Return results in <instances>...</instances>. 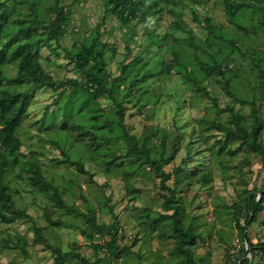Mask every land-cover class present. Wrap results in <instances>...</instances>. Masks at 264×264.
<instances>
[{
  "label": "rangeland",
  "instance_id": "374dc122",
  "mask_svg": "<svg viewBox=\"0 0 264 264\" xmlns=\"http://www.w3.org/2000/svg\"><path fill=\"white\" fill-rule=\"evenodd\" d=\"M18 1L10 0L8 3L9 7H13L11 21L22 16L32 19L30 1ZM34 1L37 4L35 9L40 11L39 16L40 13L46 19L54 16L51 12L52 0ZM105 1L60 0L67 14L65 34L57 45L53 41L40 44L41 65L56 84L68 79L85 81V77L74 70L67 52L77 51L82 42L94 33L96 26H99L100 41L108 45L105 61L111 76L119 75L121 64L141 59L114 95L115 102H121L125 109L124 125L137 138H143L154 128L158 137L161 130H165L169 137L180 134L177 136V152L173 160L163 166V170L170 176L165 185L175 190V200L185 210L183 227L191 224L195 233L200 235L195 259L198 264H233L242 244L233 213L240 206L237 218L245 216L241 201L246 192L264 188V124L259 141L262 153H254L238 143L232 146L223 144V134L208 130L207 122L226 124L231 121L230 115L215 109L194 87H188L182 75L175 70L167 71L166 66L173 62L172 52H177L183 64L192 66L189 71L200 78L204 71L198 62L207 61V56L215 55L225 67L223 80L229 82L234 98L253 101L264 117V89L259 87L257 72L252 69L249 59L253 52L261 53L264 65V26L261 25L264 21V0L261 3L232 0L250 5L234 18L228 16L221 0H199V4H194L192 0H148V6L155 8L145 21H132L126 28L120 26L115 17H106ZM188 5L195 6L201 23L193 20ZM205 17L209 18V26L219 36L236 42L235 46L242 55L224 42L210 37L203 22ZM186 30L192 32V38ZM39 34L45 38L47 32L39 30ZM48 45L56 51H50ZM1 71L5 78H13L17 68L9 64ZM146 71L155 75L146 83L149 88L142 86L139 89L133 84L130 88L133 80H140ZM223 80L210 75L203 85L216 98L220 109L233 106L248 117L249 106L235 103L228 97L223 90ZM6 87L13 92L23 91L32 95L27 117L18 130L22 144L19 159L38 164L45 180L65 202V210L71 211H61L45 193L32 189L25 172L22 173L25 181L16 178L17 169L9 173L4 183L10 188L14 206L24 210L32 222L27 219H19L12 224L0 222V264H55L49 250L32 244L33 223L42 230L49 244L63 252H78L91 262L98 258L100 264H186L180 261L183 258L175 256L174 240L167 237L171 233L170 225L158 223L156 230L152 228V218L164 214L162 196L168 197L170 193L162 189L152 169L141 164L143 160L135 162L133 157L124 159L126 147L119 137L112 134L111 142L104 143L118 156L115 164L107 170L101 163V159L106 157L97 153L93 157L89 144L85 139L81 140L75 130L66 135L68 142H73L75 149H80V155L72 149L66 158L53 144L55 140L61 144V123L69 125L72 122L75 125L74 122H78L86 126L92 115L112 114L114 102L102 94L94 99L82 91L69 89V86L35 89L28 85L15 88L6 83ZM151 143L157 147L159 139L155 137ZM229 147L233 155L227 152ZM169 148L167 140L166 151ZM8 159L12 161L13 157L8 156ZM72 161H78L85 173L72 166ZM203 174H207L211 181L204 183L200 178ZM176 176L183 178L177 187ZM90 211L94 212L99 225L110 226L114 221L118 222L117 248H129V254L124 253L120 259H115L109 253L90 247L80 233L85 228V221L77 216L89 215ZM147 211L151 214L150 219H146ZM47 218L60 224L49 225ZM239 224L244 225V219ZM246 234L253 245L264 242V206ZM15 236L24 238L26 245L18 246ZM95 238V242H102V238ZM103 240L108 241L109 238ZM246 247V258L251 264H263L260 253L250 252ZM65 264L79 263L71 260Z\"/></svg>",
  "mask_w": 264,
  "mask_h": 264
},
{
  "label": "trees",
  "instance_id": "16d2710c",
  "mask_svg": "<svg viewBox=\"0 0 264 264\" xmlns=\"http://www.w3.org/2000/svg\"><path fill=\"white\" fill-rule=\"evenodd\" d=\"M10 0H0V222L3 224H12L19 219H27L32 222V219L24 210L15 208L12 195L10 194V188L4 183L7 175L18 170L16 178L20 181H25L22 177V173L25 172L29 176L28 185L32 189H37L38 192H43L50 199V202L58 207L61 211L66 212L64 207V201L59 197L56 189L51 186L45 177L42 175L41 168L38 164L32 161L23 162L19 159L20 148L22 146L18 137V130L22 126L23 121L27 117V110L32 98L31 94L27 92L19 91L13 92L6 87V83L12 87L20 88L24 85H28L31 88L41 89L44 87L56 88L57 85L69 86V89L79 90L83 93L90 95L92 98H97L98 94L107 96V98L114 102L115 108L112 114L97 113L90 117V121L86 126L79 125L78 122H72L69 125L66 123L60 124V142L53 141L60 149L64 157L68 158L72 149L78 155L80 149H75L74 144L68 142L66 133H73L71 130L78 132V137L81 140L86 141L89 144L90 154L94 157L95 154L103 155L106 157L101 159V163L104 164L105 170L110 169L118 160V156H115V151L109 147H105L104 143L111 142L110 135H115L119 140L124 142L125 154L124 159L133 157L135 162L142 161V165H148L155 173L156 178L160 180V184L163 190L170 193L168 197L164 198L163 212L164 214H158L155 218H152V228L157 229L158 223H164L169 226L171 233L167 235L168 238L174 240L175 256L177 258H183L180 261H185L186 264H198L195 257V248L197 241L200 239V235L195 233L194 226L188 224L184 228L182 218L185 216V210L182 204L175 200L176 192L165 185L170 179L169 174L163 170L164 165H168L174 158L177 152V136H168L165 130L160 131L158 137L157 129H153L148 135L143 138H137L135 135L130 134L124 125L125 109L121 102H115L114 95L119 91L120 87L129 78L130 74L134 71L136 64L140 62V58H135L128 64H121L119 68V75L116 77L111 76L107 71V64L105 61L106 52L108 51V45L100 41L99 26H96L94 33L89 36L87 40L82 42L79 49L71 54L67 55L70 58V62L73 64L74 70L85 77V81L81 79H68L59 84L54 83L52 78L44 71L41 65L40 44L44 42H54L57 45L61 37L65 34V27L67 24V14L65 9L60 5V0H52L51 12L54 14L51 18H45L42 13L39 14V10L35 9L37 6L34 0L30 1V9L32 19L22 16L17 18L16 21H11V15L13 7H9ZM194 4H199V0H192ZM225 6L228 16L234 18L243 9L248 8L250 5L245 2H233L232 0H221ZM254 3H261V0H252ZM18 3H28V0H19ZM148 0H106L104 3V12L106 17L111 15L119 21V25L126 28L132 21L144 22L148 14L155 8L154 6H148ZM188 9L192 13L193 20L197 23H201L198 20V13L195 6L188 5ZM205 23L208 34L216 41H222L226 45L232 47L237 54L242 55L235 41L226 36H219L218 32L214 30L210 24L208 17L203 20ZM264 26V21H262ZM39 30L47 32L45 38L39 34ZM187 31V30H186ZM187 35L192 38V32L187 31ZM35 37V38H34ZM211 40V39H210ZM191 45H193L191 43ZM50 51L55 52V48H51L48 45ZM198 47V45H193ZM204 52V50H203ZM173 62L166 66L167 71L175 70L178 75H182V78L192 89L202 94L210 104L223 113H228L231 117V121L226 124L219 122H207L209 123L208 130H214L222 133L224 137L223 144L227 146L245 145L254 153H262L263 150L260 147L261 132L264 124V117L256 107L255 103L241 101L235 99L229 90V82L223 80L225 67L217 61L215 55L207 56V61H200L198 65L204 71V74L200 78L195 77L191 71L192 66H186L179 58L177 52H172ZM250 64L252 69L257 72V78L259 79V87L264 89V65L262 64V54L253 52L250 57ZM13 64L17 68L16 75L13 78H5L2 73V68L6 65ZM227 66V65H225ZM210 75H215L223 80V90L226 95L233 99L235 103L242 105H248L250 108V114L248 117L243 116L238 110H235L233 106H227L220 109L217 100L213 97L206 85L203 82ZM113 77V78H111ZM154 73L146 71L142 74L140 80L134 79L129 85L132 84L135 87L146 86L149 79L154 78ZM130 92V90L128 91ZM77 113H80L78 111ZM250 119L249 123L247 120ZM159 139V144L156 147L151 143L153 138ZM169 140L170 148L165 149L166 141ZM227 152L233 155L231 148ZM8 156L13 157L10 161ZM122 159V158H119ZM72 166H76L80 173L83 172L82 165L78 161H72ZM119 166V165H117ZM126 173V172H124ZM180 175V174H178ZM204 183H208L210 178L207 174H203L201 177ZM176 187L183 181V178L176 176ZM51 192V193H50ZM257 192H263L257 199ZM247 195L242 199V208L244 209L245 216L237 218L239 209L236 208L233 213L234 221L236 220V229H238V237L242 244L238 252L239 256L234 260L233 264H238L241 258L246 254V246H248L250 252L260 253L264 264V242H259L255 245L251 244L246 231L247 228L256 222L258 215L262 212L264 206V188L258 191L246 192ZM235 207V206H234ZM71 210H68L69 212ZM170 212V214H168ZM89 215H91L89 217ZM89 215L81 214L77 215L85 221V228L80 233L89 242L90 247L98 252L109 253L115 259H120L121 255L128 253L129 248L119 249L117 248L116 235L118 232V222L114 221L110 226L99 225L96 221V217L93 211L89 212ZM151 214L149 211L146 213V219H150ZM244 219V225L239 224L240 220ZM49 225L57 226L60 223L53 222L49 218L46 219ZM32 232L34 238L32 240L33 245H42L51 252L54 256L55 264H65L68 261L76 260L79 264H100V259L96 258L92 262L83 258L78 252H63L60 248L52 246L43 237L42 230L34 223L32 224ZM101 239L102 242H95L96 238ZM164 236V235H163ZM162 236V237H163ZM108 237L109 240H103ZM16 244L26 245V240L22 237L15 236ZM246 246H245V244ZM126 251V252H125ZM205 264V263H200ZM239 264H251L248 258L243 259Z\"/></svg>",
  "mask_w": 264,
  "mask_h": 264
},
{
  "label": "water",
  "instance_id": "95a60500",
  "mask_svg": "<svg viewBox=\"0 0 264 264\" xmlns=\"http://www.w3.org/2000/svg\"><path fill=\"white\" fill-rule=\"evenodd\" d=\"M263 192H260L259 194L261 195ZM248 253V249H246V254ZM246 254L241 258V260L238 262V264L246 258Z\"/></svg>",
  "mask_w": 264,
  "mask_h": 264
}]
</instances>
